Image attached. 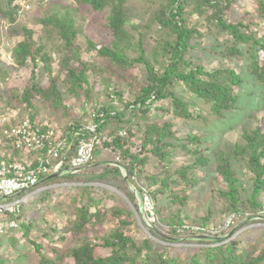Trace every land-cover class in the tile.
Wrapping results in <instances>:
<instances>
[{"label": "trees", "instance_id": "16d2710c", "mask_svg": "<svg viewBox=\"0 0 264 264\" xmlns=\"http://www.w3.org/2000/svg\"><path fill=\"white\" fill-rule=\"evenodd\" d=\"M73 1L78 4L74 9L67 10L64 15L57 12L42 20L44 24L52 25L58 33L60 43L56 50L59 60L44 51L41 37H34L37 34L35 31L26 26L22 28L23 38L12 48L11 55L19 68L25 72L30 71L32 84L20 86L21 100L27 103V109L32 111V119L36 120L37 106L33 98L37 94L56 111L69 114V105L64 90L59 87V81L70 95L90 97L89 73L92 65L83 58L77 47L78 30L73 12H77L79 6H90L95 11H107L106 27L113 38L112 46L94 42L90 45L99 56L116 63L120 69L130 71L139 64L145 65L146 80L142 83L127 82V90H124L123 83L111 85V82H108L107 89L111 91L107 95L110 97L114 93L118 104L113 99L109 104L95 107L97 110L93 112L99 133H103L107 138L104 146L117 149L121 162L103 165V172L87 179H83L86 174L77 176L83 170L88 173L87 166L76 173L68 172L75 176L71 179L86 182H108L112 178L110 175L120 177L123 183L120 189L132 202L137 214L141 215V211L138 209L134 190L150 199L155 221L151 226L144 223L143 229L131 207L119 204L109 206V200L120 199L116 193H110L104 187L96 189L93 185H78L73 188L78 194L69 197L74 208L69 227L64 234L57 237L67 242V246L62 250L52 247L54 255H48L45 253L44 239L52 242V233L44 234L43 239H32L31 234L35 226L31 221L24 222L21 215H2L0 221L3 222L13 218H19L21 221L17 228H7L5 234L0 237V264H6L3 236L7 233L12 243L15 244L20 237H25L33 246L36 254L34 264H264V239L246 245L239 237L219 241L210 229L214 216L211 207L205 214L191 217L187 207L194 189L201 182L198 170L209 164L210 159L200 135L189 133L179 137L173 129V122L165 118L169 112L181 118L193 117L189 103L176 92L179 85L208 102L211 109L219 115L237 106V88L244 81L242 76L235 67L227 65L207 69L203 64L192 60L189 52L196 47L193 41L198 36L205 37L207 33L219 36L226 33L232 41L228 51L233 55L243 56L241 46L246 45L251 71L264 84V0H242L244 15L239 19L231 18L241 0H156L159 5L154 22L166 35V38L159 41V47L164 54L162 70L148 59L142 39L133 41L135 38L131 29L137 30V27L129 26L127 20L126 5L130 0ZM20 2L21 0H0L1 19L15 22L21 8ZM248 3L251 4L250 7ZM194 15L199 18L204 16L207 31H202L197 23L193 25ZM123 44H127L129 48L137 45L140 54L135 57L128 56L121 48ZM55 61L58 62L56 70L53 67ZM39 62L43 64L45 74L50 80V85L45 88L37 87L33 81L37 74L35 67ZM61 75H64V78H61ZM262 121L263 119L255 127L244 129V142L237 144L233 151V155L245 160L248 182L242 180L235 171L226 151L220 150L214 154L217 176L223 183L219 192L225 201L222 212L224 217L231 216L233 225L230 229L239 219H248L251 216H257L254 221H264ZM77 124L81 122L73 121L69 126H65V130L73 131L74 127L77 130L81 126ZM134 124L138 125L140 135L130 129ZM122 129L127 135H122ZM138 136L139 138H136ZM80 137L87 138L86 135L79 134L77 139H81ZM102 149L103 146L97 149L89 164L102 163L104 159H97ZM72 151L67 158L74 154V146ZM176 155H183L188 161L172 165ZM154 161L164 166L161 172L147 171V167ZM126 171L135 187L134 190L130 189L125 180ZM52 176L45 177L44 181L47 184L63 179L69 181L65 175ZM243 191L248 193L246 197ZM49 196L50 194L45 199ZM111 221L115 225L111 233L92 234V228L109 224ZM16 230H20L23 236L18 235ZM57 231V228H52V232ZM249 232L250 230L245 233ZM226 233L228 232L224 231L221 235ZM185 235H191L201 246L194 245V251L182 254L179 247L170 243L165 245L157 240L176 241Z\"/></svg>", "mask_w": 264, "mask_h": 264}, {"label": "rangeland", "instance_id": "374dc122", "mask_svg": "<svg viewBox=\"0 0 264 264\" xmlns=\"http://www.w3.org/2000/svg\"><path fill=\"white\" fill-rule=\"evenodd\" d=\"M76 5L78 6L73 0H21V8L15 22H9L7 19H1L0 17V111L2 113L8 112L15 114L19 118L30 117L32 119L30 115L32 111L27 109V103L22 101L20 97V86L23 87L27 84H32V75L30 71L25 72L19 68L14 61V57L11 55L12 48L23 38L22 28L26 26L28 29L35 31L37 34H35L34 37H41L40 39L44 45V51L51 53L52 56L59 60V54L56 50L60 43L58 33L52 25H46L42 20L48 16L57 14V12H59L60 15H64L67 10L70 11V9H74ZM158 5L159 1L156 0H130L126 5V10L129 26L133 25L137 27V30L131 29V32H134L133 36L135 40L133 41L142 39L148 59L162 70L164 68V54L159 47V41H161L162 38H166V35L161 32L154 22V16L158 9ZM250 6L251 4L248 3V7ZM79 8L77 12H73V16L76 18V29L78 30L76 42L83 58L91 62L92 65L89 73V84L91 88L90 97L87 98L86 95H82L81 97L70 95L66 87L59 81V87L62 88V91L64 90V96L69 105L70 115L66 114L69 116L53 109V107L40 97L39 94L35 95L33 98L37 106L36 121H39L41 124H52L61 131H64L65 126H69L73 121L75 123L81 122V124L77 125L83 126L82 123H84L85 125L93 127L96 125L93 119V112L97 110L95 107L109 104L113 99L115 103L118 104L117 96L114 93L113 96L110 97L107 95L108 92L111 91V89H107L108 82H111V85L118 82L123 83L124 90H127L129 88L127 82L142 83L146 80L145 65L139 64L130 71L127 69H120L116 63L99 56L90 45L91 42H94L99 45L105 44L107 46H112L113 38L109 33V29L106 27L108 12L95 11L90 6H79ZM244 8V4L241 0V2H239V7H236L233 11L231 19L242 18L244 15ZM192 19L193 25L197 23L198 26H201L202 31H207L205 30L204 16L199 18V16L194 15ZM229 38L230 37L226 33L220 34L219 36L210 33H207L205 37L198 36L197 39L193 41L196 47L190 50L189 57L195 62L203 64L207 69L225 67L228 65L229 67H235L239 71L244 81L242 85L237 88L239 101L236 108L233 110H225L219 115L211 109L208 102L196 97L183 85H179L176 92L183 100L189 103V108L193 117L181 118L179 115L169 112L166 113L165 118L169 119L171 123L173 122V129L177 132L179 137L188 135L189 133L200 135L204 142V147L207 148V154L210 159L209 164L198 170V176L201 182L194 189V193L190 198V204L187 207L189 214L191 217L200 216L205 214L208 208L211 207L214 210L213 221L210 227L213 236L216 235L215 238L219 241H228L239 237L244 240V245H246L264 239V221H254L253 219L257 216H251L248 219H239L230 229L233 225V223L229 224L231 216L224 217L222 212L225 201L219 192L220 189L223 188V183H221L217 176L216 157L214 154L220 150L226 151L235 171L238 172L242 180L248 182L246 178L247 166L245 160L240 156L237 157L233 155V151L237 144H243L244 129L246 130V128L257 126L262 119L264 121V84L259 81L251 71L252 68L249 66V57L247 53L248 47L246 45L241 46L243 56L230 54L228 48L232 44V41L229 40ZM121 48L125 50L130 57H135L140 54L137 45L129 48L127 44H123ZM53 67L54 70L58 69V62L55 61ZM35 69L37 74L36 79L33 80L34 83L37 87H48L50 85V80L45 74L43 64L39 62ZM61 78H64V75H61ZM130 129L135 133L137 132L139 135L141 134L137 124L132 125ZM121 133L123 136L127 135V132L123 129ZM136 138H139V136ZM119 153L117 149L103 145L102 153L99 151L97 156L99 161L104 159L102 163H100V165L89 164L86 167L89 169L88 173H85L83 170V172L81 174L79 173V175L77 174V176L86 174L83 179H87L100 174L104 170V168H102L103 165L106 166L117 163L116 158ZM185 159L183 155H176L172 165L176 166L188 161ZM121 160L120 157L118 162H121ZM98 166H100L99 169H96ZM163 169L164 166L158 161H154L147 167L148 172H161ZM90 170H93V173ZM63 175L68 176L67 178L69 181L63 179V181L51 182L48 184L46 181H43L39 188L30 195L28 201L22 203V211L20 213L22 219L26 223L31 221L35 226L31 238L35 239L39 237L43 239L44 234L52 233V242H48L46 238L44 239L46 254L54 255L52 247L62 250L67 246V242L57 237L64 234L65 230L69 227L71 213L74 211L69 197L76 193L78 194V191L73 189L78 185H93L96 189H98V187H104L107 188L110 193H116L120 199L117 201L109 200V206L119 204L131 207V209L136 212L137 216L135 217L139 218L140 221L138 220V223L141 224V227L144 226V223L151 226V223L155 221L154 216L150 213L151 209L153 210L150 199H148L146 195L142 196L134 190L135 187L131 183L127 171L125 172V180L130 189L134 190L137 195L138 209H140L141 215L137 214L132 202L120 189L123 186L120 177L110 175L112 178L108 182H86L81 180L76 181L73 178L71 179V177L75 176L68 171H65ZM48 194H50V196L45 199ZM243 195L246 197L248 193L243 191ZM262 197L264 200V193ZM114 227V222L111 221L109 224L92 228V234L105 235L111 233ZM52 228H57L58 231L52 232ZM248 230H250V232L245 233ZM224 231L228 233L221 235ZM15 232L23 236L20 230H16ZM164 234L165 233H163V235ZM240 235L242 236L240 237ZM3 238V251L5 252L4 259L6 260V264H34L36 254L33 246L25 240V237H20V240L15 243L16 245L14 242L12 243L10 241L8 233L4 235ZM157 240L165 245L170 243L179 247L182 254L191 253L195 247L194 245L197 247L201 246V244L193 240L191 235H185L176 241L171 240L166 242L158 238Z\"/></svg>", "mask_w": 264, "mask_h": 264}, {"label": "built area", "instance_id": "2783aa9c", "mask_svg": "<svg viewBox=\"0 0 264 264\" xmlns=\"http://www.w3.org/2000/svg\"><path fill=\"white\" fill-rule=\"evenodd\" d=\"M79 134L87 138L77 139ZM106 140L97 125L83 124L77 130L74 127L73 131H61L52 124L0 111V216L20 215L22 203L28 201L45 177L78 172L92 162ZM73 146L74 154L67 158ZM10 151L25 158L13 157ZM116 159L118 162L120 157ZM20 221L19 218L0 221V237L7 228H17Z\"/></svg>", "mask_w": 264, "mask_h": 264}, {"label": "crops", "instance_id": "0c3cea01", "mask_svg": "<svg viewBox=\"0 0 264 264\" xmlns=\"http://www.w3.org/2000/svg\"><path fill=\"white\" fill-rule=\"evenodd\" d=\"M10 152L12 153V156L13 157H17V158H20V159L25 158V157H22V155L21 154H18L17 152H12V151H10Z\"/></svg>", "mask_w": 264, "mask_h": 264}, {"label": "water", "instance_id": "95a60500", "mask_svg": "<svg viewBox=\"0 0 264 264\" xmlns=\"http://www.w3.org/2000/svg\"><path fill=\"white\" fill-rule=\"evenodd\" d=\"M57 176V174H54L52 177ZM147 230V229H146Z\"/></svg>", "mask_w": 264, "mask_h": 264}, {"label": "clouds", "instance_id": "9594fccd", "mask_svg": "<svg viewBox=\"0 0 264 264\" xmlns=\"http://www.w3.org/2000/svg\"><path fill=\"white\" fill-rule=\"evenodd\" d=\"M88 166V165H87ZM86 167V166H85Z\"/></svg>", "mask_w": 264, "mask_h": 264}]
</instances>
